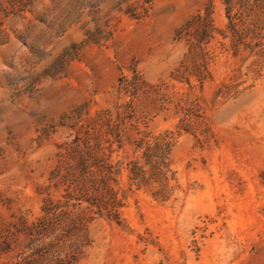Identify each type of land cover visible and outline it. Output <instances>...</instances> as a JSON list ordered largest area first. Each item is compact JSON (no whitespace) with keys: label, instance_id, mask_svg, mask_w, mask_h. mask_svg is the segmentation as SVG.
<instances>
[{"label":"rangeland","instance_id":"1","mask_svg":"<svg viewBox=\"0 0 264 264\" xmlns=\"http://www.w3.org/2000/svg\"><path fill=\"white\" fill-rule=\"evenodd\" d=\"M59 258L264 264V0H0V264Z\"/></svg>","mask_w":264,"mask_h":264},{"label":"trees","instance_id":"2","mask_svg":"<svg viewBox=\"0 0 264 264\" xmlns=\"http://www.w3.org/2000/svg\"><path fill=\"white\" fill-rule=\"evenodd\" d=\"M44 226H43V228L42 229H40V230H38V233H43L44 235H49V234H47L44 230H46L45 229V226H47L45 223H42ZM40 225V224H39ZM52 231H51V233H53L54 232V230L55 229H51ZM54 244V242H47V245H49V248H55V249H57L58 248V251L59 250H61V248H66V249H70L71 248V246H72V243H68V244H62V246H60V245H53ZM56 264H65L64 263V259H57V263Z\"/></svg>","mask_w":264,"mask_h":264}]
</instances>
